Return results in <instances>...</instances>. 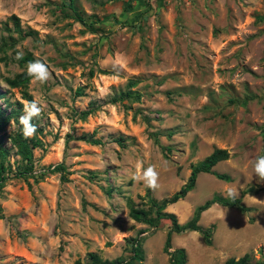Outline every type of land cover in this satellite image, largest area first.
Instances as JSON below:
<instances>
[{
	"label": "rangeland",
	"instance_id": "1",
	"mask_svg": "<svg viewBox=\"0 0 264 264\" xmlns=\"http://www.w3.org/2000/svg\"><path fill=\"white\" fill-rule=\"evenodd\" d=\"M74 1L87 24L72 16L66 0H0V105L23 114L21 88L6 82L27 73L30 62L20 63L18 51L44 62L49 80L30 78L26 89L43 106L32 121L43 145L33 154L38 171L63 162L68 172L66 180L49 173L37 182L6 181L0 264H75L88 252L128 258L127 240L135 236L144 259L134 264H169L163 251L169 221L151 227L128 214V198L148 205L147 187L132 177L138 165L155 166L158 187L151 194L162 199L186 182L192 164L226 149L229 157L213 170L231 181L199 173L194 188L165 208L180 223L214 194L234 188L239 197L264 188L251 180L254 161L264 156V0ZM128 89L139 97L108 102ZM18 124L11 120L5 134ZM82 134L101 144L78 139ZM6 135L13 164L18 156ZM242 202L250 213L214 204L201 214V227L215 225L211 245L187 231L172 235L170 250L184 247L186 264H222L247 252L259 259L264 191H249Z\"/></svg>",
	"mask_w": 264,
	"mask_h": 264
},
{
	"label": "trees",
	"instance_id": "2",
	"mask_svg": "<svg viewBox=\"0 0 264 264\" xmlns=\"http://www.w3.org/2000/svg\"><path fill=\"white\" fill-rule=\"evenodd\" d=\"M68 8L72 11V16L83 25L87 24L83 15L75 4L74 0H66ZM34 59L31 54L24 55L19 59L20 63L33 62ZM31 77L27 75L26 72H21L15 75L13 78H7L6 82L12 87H20L22 92V97L27 101H32V97L27 92V84ZM131 83H128L130 87ZM133 90H126L121 92L117 96L111 97L108 102L110 103H120L124 105V101L127 98L134 97L137 99L139 97L138 93H134ZM82 88L78 87L75 90V95H82ZM0 93V98H2ZM246 99H248L246 97ZM231 102H237L235 99H230ZM93 104V103H92ZM96 110L94 107L82 110L79 112V118L85 119L89 114L93 113ZM21 114V108H12L9 111H6L0 105V191L4 187L7 180L12 178H24L27 179L31 177L34 181L42 179L46 174L49 173H60V178L66 180V166L63 162H60L54 166H42L39 168V171L36 167V160L34 158L33 150L37 147H41L42 141L39 137L34 135L31 139H25L22 135V126L18 124V128L13 130L8 135L5 134V127L9 124L11 120L16 123H19L18 116ZM143 120L149 124V118L147 116L143 117ZM40 131V130H39ZM154 135V140L156 143H159L157 132H151ZM5 135L9 140L12 147L15 149V155L18 156L17 159L11 164L8 161V156L10 148L6 147ZM78 139L83 140L90 144H101V140L95 138L93 134H82L78 136ZM118 143H122L123 138L119 137L116 140ZM169 150L168 147H163ZM229 157V153L226 149L216 148L210 154L205 156L202 160L197 161L191 165V171L186 182L181 185V187L172 193L169 196L163 197L162 199H156L152 196L151 188H146V198H147V207L138 206L130 198L127 199L128 204V214L129 216L139 223L147 224L151 227H157L162 220H168L169 225L166 232V237L163 245V251L169 255V264H186L187 253L184 247H178L173 250L171 248V237L175 234H182L187 231H196L199 232L202 236V239L206 245L212 244V236L214 233L215 225L211 224L207 227H201L198 224V221L201 217V214L210 208L214 204L220 206L236 208L240 212L246 214L252 211V207L245 205L242 202V197L249 191L253 193H258L264 191V188H253L245 189L241 191L239 197L235 199L229 198L228 196H223L220 194H214L210 199L205 200L202 204L197 205L194 210L191 218L184 222L180 223L172 212L165 211V208L177 202L178 200L184 198L186 194L191 191L196 182L197 175L199 173H210L213 174L217 179L229 182L231 181L230 175L226 173H219L213 170V167L220 161H223ZM38 171V172H37ZM0 217H4L2 213V208L0 207ZM249 221H253V217H249ZM129 247L130 255L128 258L117 257L115 259H103L97 252H88L84 261L77 260L75 264H134V262H140L144 259L143 250H142V240L138 237H130L127 240ZM261 251V250H260ZM222 264H264V254L261 255L259 259L254 260L253 255L250 252L244 253L242 256L235 258L229 257Z\"/></svg>",
	"mask_w": 264,
	"mask_h": 264
},
{
	"label": "clouds",
	"instance_id": "3",
	"mask_svg": "<svg viewBox=\"0 0 264 264\" xmlns=\"http://www.w3.org/2000/svg\"><path fill=\"white\" fill-rule=\"evenodd\" d=\"M23 57V51L20 50L16 54V59ZM27 75L33 79V82H39L41 85L46 83L51 73L47 65L37 59L27 65ZM43 106L38 100L24 101L23 114L19 117V123L22 126V135L25 139H31L37 132L36 125L32 122L33 119L39 118L42 115ZM69 131V129H65ZM159 173L155 166H149L141 171V166H137V172L132 177L134 180L142 181L146 187L156 189L158 187ZM255 178L257 183L264 184V156L256 158L252 165L251 180ZM229 198L235 199L237 192L234 188L226 190Z\"/></svg>",
	"mask_w": 264,
	"mask_h": 264
}]
</instances>
